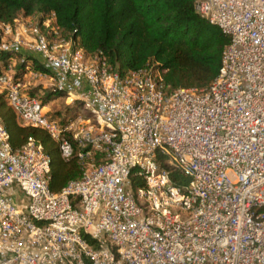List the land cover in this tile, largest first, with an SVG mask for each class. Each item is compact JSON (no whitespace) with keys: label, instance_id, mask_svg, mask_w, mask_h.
<instances>
[{"label":"built area","instance_id":"1","mask_svg":"<svg viewBox=\"0 0 264 264\" xmlns=\"http://www.w3.org/2000/svg\"><path fill=\"white\" fill-rule=\"evenodd\" d=\"M194 9L228 42L208 87L170 93L158 72L119 73L100 51L87 55L53 13L32 26L0 22V51L14 55L0 66V93L17 121L48 131L63 159L73 155L68 132L79 159L106 155L52 191L41 146L13 148L0 123V264H264V0ZM26 55L43 68L26 73L49 75L92 123L51 117L26 93V73L10 65Z\"/></svg>","mask_w":264,"mask_h":264},{"label":"trees","instance_id":"2","mask_svg":"<svg viewBox=\"0 0 264 264\" xmlns=\"http://www.w3.org/2000/svg\"><path fill=\"white\" fill-rule=\"evenodd\" d=\"M195 1L0 0V22L13 25L19 16H37L40 23L53 13L59 34L71 39L87 55L100 51L119 73L158 72L164 92L170 93L180 87H208L218 72L221 52L228 42V36L218 26L198 15ZM11 56V52L0 51V66L7 65ZM26 66L43 71L35 58L26 55L23 61L11 65L14 77L22 78ZM26 93L40 97L43 104L50 96L59 94L40 84L29 86ZM0 123L13 148L28 141L41 146L49 158L48 184L52 191L79 179L89 164L106 159L99 150L79 159L75 152L81 147L69 132L65 138L71 143L73 155L61 158L56 139L41 127L19 123L1 93ZM173 176L181 177L177 172ZM130 180L133 189L143 185L135 171L130 173Z\"/></svg>","mask_w":264,"mask_h":264},{"label":"rangeland","instance_id":"3","mask_svg":"<svg viewBox=\"0 0 264 264\" xmlns=\"http://www.w3.org/2000/svg\"><path fill=\"white\" fill-rule=\"evenodd\" d=\"M17 19H18V23L22 22L23 24L30 26L35 25L39 21L37 16L34 17L19 16ZM14 32L15 30L13 31V33ZM10 38L9 36L5 37L6 40H9ZM14 58L10 60L11 62L10 65H12L15 61H18L19 59V57H16L15 59ZM11 71L13 72V69H11ZM48 76L49 75L41 79L39 76H33L27 72L26 75L24 76V79L27 84V87L40 84L43 88L51 89V86L48 81ZM38 95H42V94L39 93ZM45 106H46L45 109L48 110V113L51 114V117H59L61 121H63L67 117L76 118L77 116H79L80 118H83L84 120L87 121L88 123L87 125L93 122L90 113L84 108V106L67 100L63 95L55 94L53 96H50L45 101ZM93 152H95V150H92V152L90 153ZM89 154H87L86 156H88Z\"/></svg>","mask_w":264,"mask_h":264}]
</instances>
